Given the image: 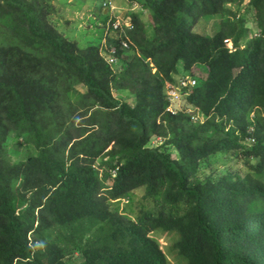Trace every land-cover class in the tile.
Wrapping results in <instances>:
<instances>
[{
  "label": "trees",
  "instance_id": "trees-1",
  "mask_svg": "<svg viewBox=\"0 0 264 264\" xmlns=\"http://www.w3.org/2000/svg\"><path fill=\"white\" fill-rule=\"evenodd\" d=\"M49 1L0 0V264H166L154 230L185 264H264V0L252 32L243 0H129L116 73ZM181 76L195 84L171 114ZM138 189L152 210L112 207Z\"/></svg>",
  "mask_w": 264,
  "mask_h": 264
},
{
  "label": "rangeland",
  "instance_id": "rangeland-1",
  "mask_svg": "<svg viewBox=\"0 0 264 264\" xmlns=\"http://www.w3.org/2000/svg\"><path fill=\"white\" fill-rule=\"evenodd\" d=\"M112 1L114 5H116L114 0ZM98 2L99 0H50L49 3L53 6V22H55V26L57 27L59 33L71 40H76V42H78V45L81 47L86 46L90 42H96L101 38L102 40H105V35L107 34L105 32L107 29V20L105 23L102 22V17L103 15L105 16L106 13L100 8V6L97 5ZM128 2L129 0L124 3V6ZM246 5L247 4L241 5L239 10L245 15L246 19H248V27L252 32L254 29V24L251 22L253 14L251 10H248V6ZM218 21V18H200L195 24V29L203 34H211L217 27ZM109 34L114 36V33ZM177 74L179 76L182 74L180 65L178 66ZM77 88L80 91H84L83 87L81 86H77ZM114 95L116 97L124 96L130 102L133 101V96L126 92L123 93L121 91H114ZM156 140L157 138L151 139V141L147 145L149 147H154L157 144ZM13 142L14 138L12 136L8 137L7 143L10 144ZM17 152L18 151L15 148H9V153L11 155H16ZM21 152L23 153L24 150H22ZM217 166H219V163L217 164ZM236 167H238V165ZM221 168L222 166H220L219 169ZM142 194L143 190L138 189L128 196H124L119 200L114 201L112 203V207L130 218H136L140 213V209L152 210L154 207V202L151 199H144L142 197ZM150 236L156 240L158 245L163 250L166 264H185L183 258L180 257L172 248V244L178 238L176 232L154 230L150 234ZM75 258L77 259V255H75Z\"/></svg>",
  "mask_w": 264,
  "mask_h": 264
},
{
  "label": "built area",
  "instance_id": "built-area-1",
  "mask_svg": "<svg viewBox=\"0 0 264 264\" xmlns=\"http://www.w3.org/2000/svg\"><path fill=\"white\" fill-rule=\"evenodd\" d=\"M247 2L248 0H243L241 5L247 4ZM100 4L101 8L109 16L107 28H109L111 32H114L115 37L119 38V47L121 48L122 53L126 54L131 48V43L127 36V32L132 28L130 16L128 14L123 15L120 8L114 5L112 0H100ZM136 6L137 5H132L125 10L136 9ZM107 40V37L103 40V50L100 51V54L103 55L104 61L109 65L112 71L116 73L119 69V59L116 56L115 44H112V41L110 42L111 44H109L107 43ZM225 44L228 49H232V42L230 39L225 40ZM194 84L195 79L191 76H181L176 83L166 82L164 87L168 105H166L165 111L175 114L177 110L181 108V96L186 94V89L192 87ZM186 111L190 112L191 109L188 108ZM192 119H200L201 121L203 119V114L196 112V114L192 116ZM248 141H252V138H249ZM111 175L114 176L115 172L112 171Z\"/></svg>",
  "mask_w": 264,
  "mask_h": 264
},
{
  "label": "crops",
  "instance_id": "crops-1",
  "mask_svg": "<svg viewBox=\"0 0 264 264\" xmlns=\"http://www.w3.org/2000/svg\"><path fill=\"white\" fill-rule=\"evenodd\" d=\"M114 2L116 3V5H118V7H120V9H121V11H122V14H124L125 12H127V10H125L126 8H128V7H131V6H129V2L127 3V4H125V6H124V3L125 2H127V0H114ZM98 6H100V0H99V2H98V4H97ZM126 7V8H125ZM102 9V8H101ZM103 10V9H102ZM104 11V10H103ZM105 12V11H104ZM106 13V12H105ZM107 15V13L105 14V16ZM102 22H104L105 23V19H104V15H103V17H102ZM107 30V29H106ZM106 32V31H105ZM107 33V32H106ZM109 33H114V32H111L110 30H109ZM109 33H107V34H109ZM107 34H106V37L108 38V42L107 43H109V42H111L112 40H113V37L114 36H112V35H109V36H107ZM99 42H101V47H100V51L101 50H103V40H102V38L101 39H99Z\"/></svg>",
  "mask_w": 264,
  "mask_h": 264
}]
</instances>
